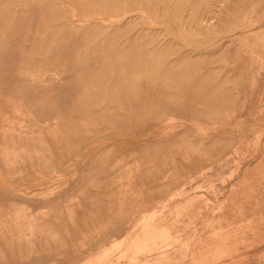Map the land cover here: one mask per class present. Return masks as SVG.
I'll return each mask as SVG.
<instances>
[{
  "label": "rangeland",
  "instance_id": "1",
  "mask_svg": "<svg viewBox=\"0 0 264 264\" xmlns=\"http://www.w3.org/2000/svg\"><path fill=\"white\" fill-rule=\"evenodd\" d=\"M0 264H264V0H0Z\"/></svg>",
  "mask_w": 264,
  "mask_h": 264
}]
</instances>
